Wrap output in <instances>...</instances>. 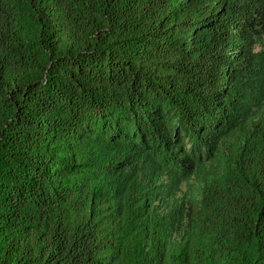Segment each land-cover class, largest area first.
Returning a JSON list of instances; mask_svg holds the SVG:
<instances>
[{"label":"trees","instance_id":"trees-1","mask_svg":"<svg viewBox=\"0 0 264 264\" xmlns=\"http://www.w3.org/2000/svg\"><path fill=\"white\" fill-rule=\"evenodd\" d=\"M0 264H264V0H0Z\"/></svg>","mask_w":264,"mask_h":264}]
</instances>
